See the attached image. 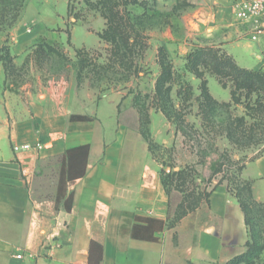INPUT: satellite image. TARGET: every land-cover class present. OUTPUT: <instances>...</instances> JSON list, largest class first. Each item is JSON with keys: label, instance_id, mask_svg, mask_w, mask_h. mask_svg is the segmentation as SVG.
<instances>
[{"label": "crops", "instance_id": "0c3cea01", "mask_svg": "<svg viewBox=\"0 0 264 264\" xmlns=\"http://www.w3.org/2000/svg\"><path fill=\"white\" fill-rule=\"evenodd\" d=\"M71 1L28 0L6 44L16 54L39 37L67 44L69 29L74 49L100 46L104 21L96 17L101 27L88 30L69 16ZM243 1L187 0L180 15L167 19L165 38L181 55L192 45L212 46L239 67L264 70V18L253 40L254 23L235 15ZM156 2L169 9L175 4ZM78 27L94 41L77 43ZM4 82L0 61V264H89L92 240L102 246L99 264H224L245 251L244 213L225 183L211 189L201 209L171 225L169 197L147 142L119 118L121 92L97 97L62 81L15 90ZM210 82L211 94L226 100ZM151 121L164 123L165 117L153 111ZM36 143L41 149L22 147ZM85 144L87 155L76 154L72 170L83 173L64 176L59 195L67 150ZM242 176L251 181L255 201L264 203V153L247 163Z\"/></svg>", "mask_w": 264, "mask_h": 264}, {"label": "rangeland", "instance_id": "374dc122", "mask_svg": "<svg viewBox=\"0 0 264 264\" xmlns=\"http://www.w3.org/2000/svg\"><path fill=\"white\" fill-rule=\"evenodd\" d=\"M27 1L0 0V57L6 61V86L15 90L33 89L62 81L70 88L76 86L77 92H93L97 97L105 92H121L119 118L130 131L141 137L149 136L152 141L149 152L162 177L175 170H188L189 176L186 175L180 189L175 188L174 182L168 186L172 220L201 209L216 183H225L230 189L241 188L242 194H246L250 180L243 178L242 171L247 163L264 153V98L257 106L253 104L256 96L253 94L246 100L245 91L239 88L231 97L229 86L222 87L209 68L197 66L200 77L189 72L185 76L193 88L192 99L179 101L173 72H184L183 59L196 45L187 44L189 49L181 55L179 48L166 40L165 33L169 31L167 19L180 15L187 0H175L172 9L153 1L72 0L70 7L80 13L88 30L99 29L101 24L94 20L102 18L104 26L97 31L98 35L108 28L107 18L100 12L101 3L103 10L104 5L108 6L105 12L111 20L116 12L113 25L122 27L126 41L115 45L101 39L100 46L82 47L77 53L70 43H53L39 37L22 54H16L6 42ZM75 39L77 43H91L95 36L78 27ZM209 78L213 93L225 94L226 100H218L211 94ZM224 80L232 86L231 81ZM203 85L215 100L228 105L215 107L202 99ZM201 101L205 105L202 111L198 107ZM153 111L161 112L165 122L152 124ZM230 122H241L242 126L230 133L232 137L226 130ZM255 226L264 235V220ZM251 262L264 264V252Z\"/></svg>", "mask_w": 264, "mask_h": 264}, {"label": "trees", "instance_id": "16d2710c", "mask_svg": "<svg viewBox=\"0 0 264 264\" xmlns=\"http://www.w3.org/2000/svg\"><path fill=\"white\" fill-rule=\"evenodd\" d=\"M147 1H153L156 3V0H141L142 3H146ZM102 8H103V3H101L100 5V10H101L100 12L101 15L107 18L106 23L108 28H106L105 31L99 34V37L102 40H108L109 42L114 43L115 45H117L120 42H125L127 35L123 33L122 27L121 26L119 27L118 25L117 26L113 25L114 24L113 19L116 18L118 14L115 12L111 20L108 16H106V12H105L108 11L109 9L108 6L104 5V10ZM68 14L69 16L71 15L75 21L82 20L80 13L77 11L73 12V9L70 7V4L68 7ZM67 33H68V42L70 43V34L69 32ZM42 38L45 39L44 37ZM52 42L54 43V41ZM75 50L77 51L78 49ZM183 60H184V64H183L184 72H179V71L173 72V82L177 86L176 96L181 102L189 101L193 97V88L189 83V81L185 79V76L187 72L194 73L197 76H199L201 71L197 69V66L209 68L210 73L215 76V78L221 84L222 87L229 86L231 97L234 96L235 90L239 88L245 91L244 97L246 100L250 99L251 95L253 94L256 96L253 102V104L255 105L259 103L260 99L264 98V72L262 71V69L252 70V69L239 67L235 63L233 58L221 48L212 47V46H196L194 47V49L190 50L185 55ZM0 61L3 67L6 69V61L2 59V57H0ZM226 62L228 63V65ZM227 68H228V72L226 71ZM226 78L227 80L232 82V86L228 85L227 81L224 80ZM203 82H205L204 79ZM205 86H206V82H205ZM200 97L202 99L205 98V100L209 101L215 107L220 105L221 106L228 105V103H219L217 100H215L211 96V94H209L207 88L206 89L204 88V85L200 90ZM198 107L202 111L205 105L201 101L199 102ZM72 117L80 118V119L89 118L88 116H72ZM238 123L236 124H233L232 122L228 123L226 130L227 133H229L228 134L229 137H232V134L230 133H235V131H238L239 128L242 127L241 122L240 124ZM244 136L245 134H242V137ZM142 137L147 142L149 149L150 146L152 145L151 139L149 138L148 135L145 134H143ZM88 149L89 146L85 144L67 150L65 155L67 159L66 163L63 162L61 165V173H60L61 175H60L59 192H58L59 195H60V188H62V180L64 179V176H66L67 179H73L75 176L81 175V173H83L82 171L80 173H74L72 171L75 166L74 158H76V154H78L79 152L85 157L87 155ZM187 171L188 170L186 169H179L172 172L164 173L165 175L163 177L160 172L162 184L164 186L167 195H169L168 190L173 182L176 189L181 188V186L185 182L184 179L187 176H189V173ZM218 184H220V182L216 183L212 187V189L216 187ZM227 188L229 192L237 198L239 205L244 213L245 224L248 230V239L246 241L245 251L239 255L234 256L224 264H252L251 261L254 258H257L259 254L264 252V235H262L260 229L257 230L255 226L256 222L261 223L264 220V203L257 202L253 198L252 190H251V181L247 183L245 195L242 194L241 188L234 187L233 189H230L228 185ZM179 191L183 192V190H179ZM209 194L207 195V197L209 196ZM59 195H57V201L59 200ZM71 202H72V193H70L67 196V198L63 203V206L66 210L70 209ZM184 215H182L181 217H183ZM181 217L177 218L176 220H172L171 218L170 220L171 225L173 226ZM101 257H102L101 244L92 240L89 249V260H88L89 264H99Z\"/></svg>", "mask_w": 264, "mask_h": 264}, {"label": "built area", "instance_id": "2783aa9c", "mask_svg": "<svg viewBox=\"0 0 264 264\" xmlns=\"http://www.w3.org/2000/svg\"><path fill=\"white\" fill-rule=\"evenodd\" d=\"M235 15L240 20L254 23L255 30L252 35V39H256L257 36L262 32L261 27L258 23L264 18V0H245L235 5ZM23 148L30 149H41L42 145L36 143L34 145L24 144ZM17 149V147H15Z\"/></svg>", "mask_w": 264, "mask_h": 264}]
</instances>
